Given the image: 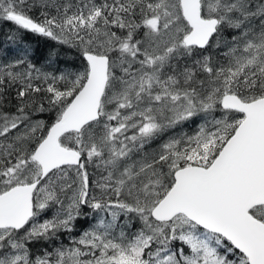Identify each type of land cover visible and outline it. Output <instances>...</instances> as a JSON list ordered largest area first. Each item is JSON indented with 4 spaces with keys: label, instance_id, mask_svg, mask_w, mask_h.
Masks as SVG:
<instances>
[{
    "label": "snow or ice",
    "instance_id": "1",
    "mask_svg": "<svg viewBox=\"0 0 264 264\" xmlns=\"http://www.w3.org/2000/svg\"><path fill=\"white\" fill-rule=\"evenodd\" d=\"M0 22V264H264V0H0Z\"/></svg>",
    "mask_w": 264,
    "mask_h": 264
},
{
    "label": "trees",
    "instance_id": "2",
    "mask_svg": "<svg viewBox=\"0 0 264 264\" xmlns=\"http://www.w3.org/2000/svg\"><path fill=\"white\" fill-rule=\"evenodd\" d=\"M12 28V25L9 23H4V22H0V48H4L6 46V42H5V37L7 36L9 30ZM28 42L31 44V46L36 49V54L37 57L40 58V62L43 63L44 62V57H46L47 52L49 50V45H51V42H45L42 38H37V37H33V36H28L27 37ZM65 55H67V57H70L71 61H75L78 63V60L76 59V54L74 51L72 50H67V49H61V56L64 57ZM12 46L8 45V55L4 56V57H0V63L6 62L7 60L12 59ZM64 60H61V64H63ZM44 118H48L47 114H45ZM194 126L195 124H192L190 126H185L184 130L186 129V131L188 129H192L194 130ZM89 223L91 222V218L89 217ZM77 225H81V229H77L74 231L73 237H78L77 235L80 234L87 226L88 223L84 222L83 219L81 220V222H79ZM82 226H84L82 228ZM77 233V231H79Z\"/></svg>",
    "mask_w": 264,
    "mask_h": 264
},
{
    "label": "flooded vegetation",
    "instance_id": "3",
    "mask_svg": "<svg viewBox=\"0 0 264 264\" xmlns=\"http://www.w3.org/2000/svg\"><path fill=\"white\" fill-rule=\"evenodd\" d=\"M47 215H50V213H48ZM84 226H82V228H83ZM77 229H81V225H77ZM78 232H80V230L79 231H77V233ZM73 234H74V232L71 234V236L73 237ZM80 234H78L77 236H79ZM70 242H71V238H70V236H69V234H67V233H61L60 235H59V237H58V239L54 242V246H58L59 244H61V243H63L64 245H69L70 244Z\"/></svg>",
    "mask_w": 264,
    "mask_h": 264
},
{
    "label": "rangeland",
    "instance_id": "4",
    "mask_svg": "<svg viewBox=\"0 0 264 264\" xmlns=\"http://www.w3.org/2000/svg\"><path fill=\"white\" fill-rule=\"evenodd\" d=\"M196 126V125H195ZM195 126H194V129H195ZM184 130V129H183ZM177 131H179V129L177 130ZM184 131H186V129L184 130ZM187 131H192V129H188ZM78 238V237H77Z\"/></svg>",
    "mask_w": 264,
    "mask_h": 264
}]
</instances>
